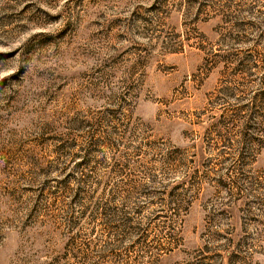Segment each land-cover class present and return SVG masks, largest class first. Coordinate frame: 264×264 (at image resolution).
<instances>
[{
  "label": "rangeland",
  "instance_id": "rangeland-1",
  "mask_svg": "<svg viewBox=\"0 0 264 264\" xmlns=\"http://www.w3.org/2000/svg\"><path fill=\"white\" fill-rule=\"evenodd\" d=\"M262 108L264 0H0V264H264Z\"/></svg>",
  "mask_w": 264,
  "mask_h": 264
},
{
  "label": "trees",
  "instance_id": "trees-1",
  "mask_svg": "<svg viewBox=\"0 0 264 264\" xmlns=\"http://www.w3.org/2000/svg\"><path fill=\"white\" fill-rule=\"evenodd\" d=\"M246 67H247L246 64H242L239 71L243 72L246 69ZM260 114H261L260 116H262V118L264 120V108H262V110L260 111ZM258 124L264 125V121H262L261 123H258ZM243 136H245V133L243 134ZM247 153H249V152H247ZM247 153H246V151L242 150V152L238 154L241 157L240 161L244 160L248 156Z\"/></svg>",
  "mask_w": 264,
  "mask_h": 264
}]
</instances>
